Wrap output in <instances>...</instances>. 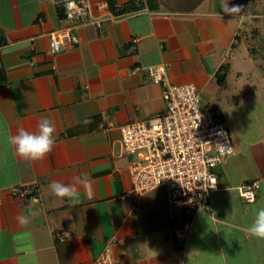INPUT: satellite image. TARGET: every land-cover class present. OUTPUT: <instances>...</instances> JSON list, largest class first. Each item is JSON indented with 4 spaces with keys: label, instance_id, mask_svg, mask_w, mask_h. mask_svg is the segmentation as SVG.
<instances>
[{
    "label": "crops",
    "instance_id": "1",
    "mask_svg": "<svg viewBox=\"0 0 264 264\" xmlns=\"http://www.w3.org/2000/svg\"><path fill=\"white\" fill-rule=\"evenodd\" d=\"M65 1L0 0V264H93L106 247L113 264H264V238L248 231L264 207V130L241 141L227 127L234 149L215 167L219 188L182 222L162 188L128 194L133 157L119 133L164 112L147 70L162 63L171 83L194 84L225 123L244 104L264 108L262 0H227L236 13L224 12L223 0H133L138 8L120 14L108 0H86L77 20L61 16ZM57 30L79 43L53 52ZM252 59L253 70L236 66ZM42 118L55 125V146L43 159H25L9 138L21 128L37 132ZM253 180L257 197L247 203L236 187ZM53 181L75 185L80 203L54 195ZM24 186L32 196L13 193ZM187 220V236H176L172 227Z\"/></svg>",
    "mask_w": 264,
    "mask_h": 264
},
{
    "label": "built area",
    "instance_id": "2",
    "mask_svg": "<svg viewBox=\"0 0 264 264\" xmlns=\"http://www.w3.org/2000/svg\"><path fill=\"white\" fill-rule=\"evenodd\" d=\"M144 3V0L142 1ZM65 15L77 20L87 14L86 0H66ZM99 26V24H97ZM77 36L67 30L50 33L53 52L62 46L76 45ZM141 67L136 66L133 71ZM152 81L160 84L165 110L146 120H136L119 127L124 152L133 159L128 164L131 188L128 194L137 198L156 188L165 192L171 217L182 222L204 207L209 192L219 188L215 167L233 152L226 126L214 110L202 105L198 88L192 83L174 84L168 78L165 64L147 68ZM258 181L236 187L247 203L256 198ZM19 197L32 196V187H14ZM183 227H172L176 236L186 237L192 221ZM63 233L59 235L64 240ZM93 264H113L111 250L106 247Z\"/></svg>",
    "mask_w": 264,
    "mask_h": 264
},
{
    "label": "clouds",
    "instance_id": "3",
    "mask_svg": "<svg viewBox=\"0 0 264 264\" xmlns=\"http://www.w3.org/2000/svg\"><path fill=\"white\" fill-rule=\"evenodd\" d=\"M222 10L226 13H236L241 11L240 7H228L227 0H223ZM55 125L48 119L42 118L38 124L37 132H28L20 129L18 134L9 138L10 143L14 146L16 153L28 160L43 159L50 153L55 146ZM87 181V173L82 174L77 179V183H85ZM52 193L57 197L68 198L73 204L80 203V194L73 184H64L53 181L49 185ZM18 222L27 226L30 223V217L20 215L17 217ZM249 233L258 238H264V207H260L255 214L252 224L248 228Z\"/></svg>",
    "mask_w": 264,
    "mask_h": 264
},
{
    "label": "rangeland",
    "instance_id": "4",
    "mask_svg": "<svg viewBox=\"0 0 264 264\" xmlns=\"http://www.w3.org/2000/svg\"><path fill=\"white\" fill-rule=\"evenodd\" d=\"M260 5L264 9V0L260 2ZM260 7V6H259ZM240 60V59H237ZM257 64L256 60H248V61H236V66L238 68L243 69H252L255 68ZM263 104V102H259L258 104H244L239 111H237V114L235 117H227L226 125L230 129L231 132L237 133L238 137L242 140H248L251 141L252 139H255L258 135V133L263 132L264 130V123L258 122L260 120V109L262 112L264 111L263 107H260V105ZM216 113L219 114L221 111V106L219 104H216ZM258 106V107H257ZM212 108V107H211ZM220 108V109H219ZM219 112V113H218ZM219 118V117H218ZM221 120V119H220ZM230 132V133H231ZM231 136V135H230ZM234 148V147H233Z\"/></svg>",
    "mask_w": 264,
    "mask_h": 264
},
{
    "label": "trees",
    "instance_id": "5",
    "mask_svg": "<svg viewBox=\"0 0 264 264\" xmlns=\"http://www.w3.org/2000/svg\"><path fill=\"white\" fill-rule=\"evenodd\" d=\"M148 1L151 3L153 0L152 1L148 0ZM133 2H134L133 0H129L125 5L119 7V6L116 5L115 0H108V6H109L111 11H113L116 14H120V13H124V12H127V11H131V10L137 9L138 6L135 5ZM60 14H61V16L65 15V12L63 11V8H61ZM253 181H257V180H253ZM253 181H247L246 183H251ZM258 189H259V187H258ZM258 189H257V192H258ZM257 192H256V197H257ZM255 200H256V198H255Z\"/></svg>",
    "mask_w": 264,
    "mask_h": 264
}]
</instances>
